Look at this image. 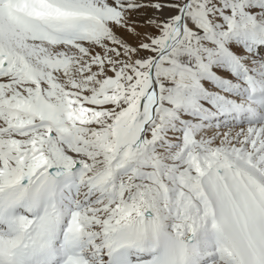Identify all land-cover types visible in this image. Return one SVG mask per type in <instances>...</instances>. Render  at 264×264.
<instances>
[{
  "label": "snow or ice",
  "instance_id": "snow-or-ice-1",
  "mask_svg": "<svg viewBox=\"0 0 264 264\" xmlns=\"http://www.w3.org/2000/svg\"><path fill=\"white\" fill-rule=\"evenodd\" d=\"M0 264H264V0H0Z\"/></svg>",
  "mask_w": 264,
  "mask_h": 264
}]
</instances>
